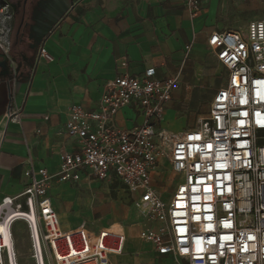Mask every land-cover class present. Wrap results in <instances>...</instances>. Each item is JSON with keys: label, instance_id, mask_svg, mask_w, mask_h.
<instances>
[{"label": "built area", "instance_id": "1", "mask_svg": "<svg viewBox=\"0 0 264 264\" xmlns=\"http://www.w3.org/2000/svg\"><path fill=\"white\" fill-rule=\"evenodd\" d=\"M184 1L198 16L204 0ZM208 44L226 71V84L215 94L209 116L172 141L162 124L181 86L179 75L160 79L155 68H148L119 76L106 85L96 110L71 107L64 133L76 150L61 154L54 174L31 164L23 192L0 203V224L14 210L27 215L21 221L34 264H111L112 256L123 254V228L62 229L51 190L83 179L125 190L142 212L139 237L162 257L187 264H264V19L243 31L214 32ZM0 49L8 55L1 40ZM39 58L53 61L44 47ZM8 86L13 101L16 77ZM131 106L144 122L125 130L116 116ZM7 116L8 124L20 123V108L15 105ZM164 162L179 177L168 198L155 186ZM17 222L8 226L9 245L0 234V264H18Z\"/></svg>", "mask_w": 264, "mask_h": 264}, {"label": "crops", "instance_id": "2", "mask_svg": "<svg viewBox=\"0 0 264 264\" xmlns=\"http://www.w3.org/2000/svg\"><path fill=\"white\" fill-rule=\"evenodd\" d=\"M5 2L15 10L20 78L14 100L0 99V203L23 192L28 184L24 173L31 164L52 174L59 171L61 154L76 150L75 141L64 133L71 107L80 104L96 110L106 85L119 76L140 75L148 68H155L160 79L179 75L181 86L172 96L179 101L192 99L209 75L224 73L225 81L216 88L212 103L227 75L209 48L210 36L235 30V17L249 23L264 19V0H204L196 17L184 0ZM42 47L53 61L39 58ZM15 105L21 110V122L8 124L7 115ZM175 114L173 107H167L162 124L165 130V121L174 119ZM143 122L141 111L132 106L116 116L117 126L125 130ZM178 128L177 133H182ZM100 184L111 185L90 179L54 185L50 194L64 231L83 225L78 212H72L80 210L89 221L102 222L97 229L88 228L91 232L123 228L127 237L124 252L112 256L111 264H187L158 255L153 245L141 240L142 216L127 224L135 210L128 205L131 199L122 188L114 190L118 198L105 194L100 203L83 210L82 199L94 200L88 188ZM69 218L76 219L74 226H68Z\"/></svg>", "mask_w": 264, "mask_h": 264}, {"label": "rangeland", "instance_id": "3", "mask_svg": "<svg viewBox=\"0 0 264 264\" xmlns=\"http://www.w3.org/2000/svg\"><path fill=\"white\" fill-rule=\"evenodd\" d=\"M13 10L14 9L10 8L5 0H0V40L7 45V48L9 47L8 55L5 54L6 59H3L0 56V99L2 100L10 99L8 85L15 77L17 82L20 78L19 68H17L16 73L14 72V68L17 67L15 55L18 51V47L15 43L14 37ZM248 23L249 21L247 20L235 17L233 22L235 28L233 29L241 31L246 30ZM12 58L15 60V62L12 61ZM12 62H14V65L12 64ZM207 69H212V67L208 66ZM224 81V73L223 76L213 73L209 75L208 78H205V81L203 82L201 88L196 89V94L192 99H181L179 101L173 99L167 105V107H173L176 110L174 119L165 121V126L168 130L169 141H172L173 139L178 137L186 129L190 130L197 128L201 124V122L209 116L212 96L216 88L222 85ZM178 127L182 128V133H177V130H179ZM176 180L178 182L179 177H177L176 179V173L173 167L169 162H164L161 171H159L158 175L156 176L155 186L160 188L159 191L165 198H168L172 195L174 188L176 187ZM73 188L74 187H72V189ZM115 189H117V185L105 184H100L98 188L94 189L88 188V191L90 192L94 200H92V203H90L82 199L80 201L82 209L84 210L88 207L100 203L101 200H103L105 194L106 196L116 194V197L118 198V194L116 192L117 190L114 191ZM119 193L121 194V197H123V192ZM79 195L81 196V194ZM83 196L84 195L82 194V198ZM126 200L128 201V199ZM121 201L126 204V201L123 198L121 199ZM64 204H67V202H64ZM128 205L133 207V209L135 210L133 220L127 223L128 225H130L133 222H137L139 220L138 218L142 216V212L136 205L133 204V201L128 203ZM72 212L74 214L78 212L80 218L82 219V224L86 225V227L89 229H97L98 226H102V222L89 221L87 216H85L84 214L85 212L83 211L73 210ZM15 214L23 213L18 211L10 212L5 219V224L2 223V225L5 226L9 218ZM21 219L22 218H16L11 222L15 223L18 221L13 227L18 264H34L31 258L30 240L27 226L23 221H20ZM76 222L77 221L75 218L67 219L68 226H74Z\"/></svg>", "mask_w": 264, "mask_h": 264}, {"label": "bare ground", "instance_id": "4", "mask_svg": "<svg viewBox=\"0 0 264 264\" xmlns=\"http://www.w3.org/2000/svg\"><path fill=\"white\" fill-rule=\"evenodd\" d=\"M13 212V211H12ZM14 212H17V210H14ZM18 212H22V211H18ZM23 213V212H22ZM16 218H22L21 220H24V219H26L27 218V215L25 214V213H23V214H15V215H13V216H11L10 218H9V220L6 222V225L4 226V225H2V224H0V234L2 235V234H4V237H5V240H6V244L7 245H9V238H8V236H7V234H8V226L10 225V223L14 220V219H16ZM32 218H33V216H32ZM20 220V221H21ZM3 224H5V222L3 223Z\"/></svg>", "mask_w": 264, "mask_h": 264}, {"label": "trees", "instance_id": "5", "mask_svg": "<svg viewBox=\"0 0 264 264\" xmlns=\"http://www.w3.org/2000/svg\"><path fill=\"white\" fill-rule=\"evenodd\" d=\"M16 41V40H15ZM0 56L3 58V59H6L5 57V54L3 53V51L0 49ZM12 60L15 62V60L12 58ZM19 68V66H18ZM114 195V194H113Z\"/></svg>", "mask_w": 264, "mask_h": 264}, {"label": "flooded vegetation", "instance_id": "6", "mask_svg": "<svg viewBox=\"0 0 264 264\" xmlns=\"http://www.w3.org/2000/svg\"><path fill=\"white\" fill-rule=\"evenodd\" d=\"M9 7H10V6H9ZM10 8H11V7H10ZM14 12H15V10L13 11V21H14V16H15V13H14Z\"/></svg>", "mask_w": 264, "mask_h": 264}]
</instances>
